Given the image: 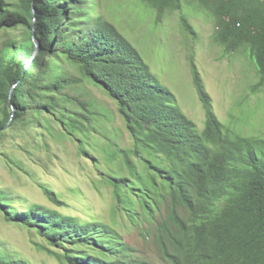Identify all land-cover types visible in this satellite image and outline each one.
Instances as JSON below:
<instances>
[{
  "label": "trees",
  "instance_id": "trees-1",
  "mask_svg": "<svg viewBox=\"0 0 264 264\" xmlns=\"http://www.w3.org/2000/svg\"><path fill=\"white\" fill-rule=\"evenodd\" d=\"M141 1L157 21L178 11L192 34L188 14L207 13L213 42L224 54L245 52L258 75L252 90L264 86V0ZM0 33V159L26 170L5 144L12 139L10 146L31 159L28 135L35 129L76 141L83 156L92 154L91 135L98 133L105 139L100 149L118 164L104 170L91 157L112 189V220L133 223L143 239L151 238L159 264H264V138L225 128L193 60V83L205 112L202 129L93 0H0ZM87 82L116 101L130 146L108 133L114 114ZM22 136L25 142L18 141ZM40 186L52 203L65 205L55 191ZM19 202L0 187L4 220L38 236L45 245H35L60 264H157L141 258L103 219H82L42 204L17 207ZM0 264L46 263L29 260L0 239Z\"/></svg>",
  "mask_w": 264,
  "mask_h": 264
},
{
  "label": "rangeland",
  "instance_id": "rangeland-1",
  "mask_svg": "<svg viewBox=\"0 0 264 264\" xmlns=\"http://www.w3.org/2000/svg\"><path fill=\"white\" fill-rule=\"evenodd\" d=\"M93 2L95 10L112 20L141 51L154 74L174 92L178 105L195 121L198 129L204 127L205 112L193 83L191 60L196 64L211 96L213 110L225 128L264 138V86L258 91L252 90V85L258 80L255 65L243 51L223 53L212 40L214 24L207 13L195 10L188 14L195 29V34H192L181 25L178 11H171L157 21L155 13L141 0ZM2 38L0 33V46ZM86 86L101 105L114 114L106 125L108 133L119 145L130 146L131 138L116 101L91 82ZM31 132V136L28 135V145L34 152L31 159L22 150L10 146L12 139L5 144L26 163V170L21 171L0 159V187L20 200L16 206L42 204L82 219H103L138 249L141 258L159 264L160 254L151 238L143 239L133 223L122 224L112 220L115 206L112 189L101 180L93 161L94 158L101 161L104 170L116 169L117 160H109L100 149L105 139L93 133L91 138L96 146L88 148L92 156H83L78 152L76 141L68 137L50 135L43 128ZM26 140L27 137L22 136L18 141ZM41 184L55 191L65 205L52 203ZM118 219L122 221L123 212H118ZM0 239L6 240L35 263L60 264L47 250L35 245L34 241L45 245L38 236L31 237L28 229L6 222L1 214Z\"/></svg>",
  "mask_w": 264,
  "mask_h": 264
},
{
  "label": "water",
  "instance_id": "water-1",
  "mask_svg": "<svg viewBox=\"0 0 264 264\" xmlns=\"http://www.w3.org/2000/svg\"><path fill=\"white\" fill-rule=\"evenodd\" d=\"M33 39H34L35 44H36V49H35V52L34 53H36L38 51L39 44H38V42H37V40L35 38H33ZM13 110H14V108H13Z\"/></svg>",
  "mask_w": 264,
  "mask_h": 264
}]
</instances>
